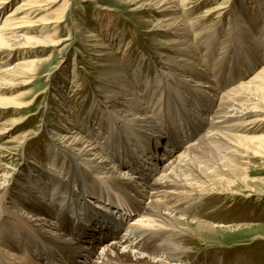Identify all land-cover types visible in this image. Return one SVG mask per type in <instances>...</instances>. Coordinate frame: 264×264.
<instances>
[{
    "label": "rangeland",
    "instance_id": "1",
    "mask_svg": "<svg viewBox=\"0 0 264 264\" xmlns=\"http://www.w3.org/2000/svg\"><path fill=\"white\" fill-rule=\"evenodd\" d=\"M161 1L162 0H70L68 2V7L63 10L61 5H59L61 1L36 8L38 10L33 12L29 19L36 20L38 17L40 19L41 16H43L44 19L41 17V21H37L33 24L32 28H34V30L25 28V31L19 30L13 35L25 34L26 32V34L33 35L36 39L40 40L41 43L39 46L29 48L35 50L34 58L40 61L37 69L34 74H32V72V75L30 74L27 78L17 77L0 80V98H10L17 102L30 103L29 106L19 111H12L11 108L7 112L0 111V128L5 127L6 129L0 136V183L3 182V179L9 178L7 174H5V170L10 171L17 163H19L17 165L18 170L14 175L16 176L20 171L19 180H27V178L30 180V177H32L31 166L40 167V173L54 172L61 180H65L64 174L72 167L71 165L74 164L76 167L81 168L82 171L86 170L90 173L85 165L68 156H66V159H59L55 156L54 161L57 164L55 167H52V158H50V156L47 158L44 155V149L47 148L48 145L46 144H49L50 139L58 138L56 136L58 134H55L61 132L58 126H61V124L67 125L69 116H71V120L74 123L73 126L77 133L80 132L87 136L83 130L88 128L92 130V133L88 134L92 140L101 142L103 139H109L107 138L109 135L106 134L105 131L109 132L107 125H109L110 122L106 121L103 117L104 115H108L106 112L108 108L105 105L108 103L107 99L110 98V96L106 95L105 91L101 92V89L104 88L99 82V80L104 77V73L108 70H117L122 73V76L126 75L122 77V82L126 83L128 86L134 81L135 75L140 76L139 88L135 89L138 90V96L145 95L146 98H149V104L154 109L158 107L157 109L160 110L159 107H162L161 110L158 111V114L153 116L156 118L155 120H157L158 125L160 123L170 128L168 132L165 133L162 127L157 126L159 127L158 130L160 135L164 133V138H166V136L170 138L173 137L175 141H178L179 137L186 138L181 133L180 128L182 126L188 128V130H186L187 136H189V134L192 135L191 132H194L195 135L199 137L203 132L202 125L204 123L201 122V118H191V115H193L192 109L194 111H200L195 105L190 104V102L186 103V108L183 110V105L176 99V95L174 94L172 98L170 93L167 92V88H171L170 81L164 78L162 80L160 79L161 83L159 82V78L156 77L161 74L165 76L167 65L163 59L166 58H162L161 55L171 54V52L166 49L170 46L167 42L170 40V37L175 39L172 35L164 31L167 26H163L165 23L160 21L162 15L158 17L154 16L155 19H152V14L154 15L153 11L158 9ZM14 4L13 2L0 13V20L3 19L6 12H8ZM216 6H218L216 9L220 7L224 8L210 12V10ZM59 7H61V11H63L62 21L55 27V23L52 22V20L57 17L56 11ZM99 8H103L104 11ZM262 8H264V0H187L186 11L181 14L180 18L182 17L183 21H187L190 18L192 22H194L192 26L194 24L196 26L193 27L196 29L193 31V35L189 42H195L197 45H200L199 51L201 57L204 54H208L210 51L208 54L210 56V65H208L209 63H205L210 67L208 71L209 75L214 78L215 81H223V83H225L224 85L221 84L217 86L221 88L226 85L223 89L225 92L229 90L227 88L228 86L232 88L240 82L251 79L254 73L264 66V57L261 59V56H264V43L258 44L255 40L252 50L250 49V51L246 52V55L252 57L250 61L245 57L246 60L251 63L246 66L242 57L245 48L240 47L243 46L242 44H238L239 46L234 48L237 40L236 31L233 30L231 32L226 30V24L229 23L230 19L229 14L235 13L236 11L237 15L246 18V20L249 18L248 16H250L248 19V26L251 30L253 29L254 36L262 37V40H264V30L262 27L264 21L260 12ZM234 9L235 11H232ZM253 9L255 11H252ZM95 11L109 14L108 19L111 20V28L108 32L100 31L98 23L91 19V15ZM220 12L224 13L220 15ZM232 17L233 15L230 21H233ZM232 21L230 27L235 28V22L233 23ZM42 25H44L43 28L41 27ZM83 26H85V29L81 28ZM195 32L196 34H194ZM213 32H215V40L219 41L220 44H216L217 47H212V51L210 49L209 51L205 50V46L202 45V43L204 44V42L211 37L210 35ZM88 34L94 35V37L87 36ZM67 37L68 40L62 41L64 42L63 44H53L55 41L60 42ZM13 40L18 43L24 42L20 36L15 37ZM223 42L224 44H222ZM227 42L229 43L226 44ZM103 43H107L109 46L100 48L99 46ZM64 44H67L65 48H63ZM101 50L105 51L102 52ZM16 54L18 53H15L13 58L9 60L8 63H10V65L29 56L24 55V57L22 55L21 57ZM110 55L116 58V60L110 62L108 59ZM201 57L199 58V63L202 59ZM233 60L235 62H233ZM230 63L232 66L229 65ZM113 64L116 65L113 66ZM0 67L2 66L0 65ZM246 68L250 69L247 73L243 72ZM228 77H231L230 80L232 82ZM196 79L200 82H206L205 79L199 76H197ZM24 80L26 84H24ZM152 80L155 86L153 88L150 87L144 94L145 83L148 81L147 83L153 85ZM136 87L138 86L136 85ZM180 88H182V86H180ZM169 90L172 92L171 89ZM191 91L193 90L191 89L184 93L189 96H192V94L196 95L195 92ZM215 91L216 90H213V92ZM206 92L207 93L203 92V94L209 99L206 98L205 100L202 95L199 97V101L201 100L202 102V108L208 111L209 106H211L214 110L217 100H215V98L213 99L210 95V89ZM261 92V95H252L254 99L252 97L249 99L250 106L248 107H253L254 104L258 108H264V89ZM152 97H155L154 101ZM168 101L172 102L171 107L175 112L174 114L171 113L170 107H168L169 110L166 108ZM174 102L176 104H174ZM249 102L247 101V103ZM103 111L104 114L100 115ZM211 111L207 113L210 114ZM154 112L155 111L152 110V113ZM93 113H95V116ZM254 118L255 116H251L246 118L245 121H253ZM178 119L182 120V123H180ZM12 120L24 121L22 124L18 123L15 128H10L8 130ZM257 123H249L250 125L246 124V127L252 128H245L246 130L242 129L238 132L233 131V133L238 134V136L246 135L248 137L258 138L260 135H264V124ZM117 126L118 125L113 126V134L116 133L117 130L115 129H117ZM199 126L201 127L200 131H202H199L198 134L196 132ZM96 133H98L97 136L95 135ZM118 134H121L125 140L123 141V146L121 145V148H119L120 150L117 152L126 156L129 165L142 168V172L145 171V173L148 174L151 173L152 170L153 173L156 174L164 169L165 164H167L168 156H164L157 164L149 160V153L152 150V145L155 146L157 144L160 149L162 146H160L161 142L164 143L165 141L162 137V139L159 138V142L154 138L148 140L143 137L144 135L130 128H126L125 132L118 131ZM187 140L183 141L181 145L186 147L185 144L187 143L185 142ZM235 143L236 146L230 147L233 153L228 152L229 149L224 146H212L204 153L205 156L203 154V156L200 155L195 157L191 162V166H189V177L197 181L196 188L189 190V192L191 191L190 195H187L191 204H195L188 213L189 222L199 220L209 225L212 224L214 227L213 229L211 228L212 231H208L209 228L207 227L205 229L203 228L202 232L199 230L198 232L200 233L195 230H190L189 232H185L184 235L177 234L178 240L175 241L174 244L176 243L175 245L182 246L189 252L188 256L184 257L183 262L194 264L193 262H197L196 259H199L200 263L197 262L198 264H237L238 261L240 264H264V139L246 141V139L241 138L239 142ZM52 148L58 150V146L54 145ZM38 150L41 151L38 155L40 159L39 163L35 162V160L32 161L33 159L30 157L31 153H35ZM196 159H198V161ZM146 160H149V163H147ZM32 163H36V165ZM48 168H51L50 171ZM71 170L74 171L73 168H71ZM198 171L207 172H202L203 177L199 172L200 177H196L195 175ZM115 174L120 175L118 170H116ZM41 178H44L46 181L42 188L50 191L51 184L48 182V179L44 176ZM92 178L95 180L100 179L95 176ZM151 178H153V176ZM103 181L104 180L101 179L100 187L102 190L101 192L105 193L110 187L109 185L113 183L109 180ZM5 184H7L8 191L10 189V195L12 192L14 194L21 191L19 190L21 185L16 184V182L15 186L11 181ZM50 193H52V191ZM9 203L10 198L7 200V204ZM12 218L14 219L15 217L6 214L1 215L0 229L3 226L2 223H4V226L7 224L8 230L12 232L11 234L18 236L17 229L12 228L14 225L9 224ZM16 223L18 224L19 222L16 221ZM191 225L193 226L194 224L192 223ZM23 226L22 234L24 237L26 236L25 238L27 241L29 240L32 242L33 250H35L32 234ZM171 237L167 239L169 240ZM103 242H107V240L98 244L101 246Z\"/></svg>",
    "mask_w": 264,
    "mask_h": 264
},
{
    "label": "bare ground",
    "instance_id": "2",
    "mask_svg": "<svg viewBox=\"0 0 264 264\" xmlns=\"http://www.w3.org/2000/svg\"><path fill=\"white\" fill-rule=\"evenodd\" d=\"M59 1H61L59 5H61L63 10L68 7V2L70 0H0V13L13 2L15 3L13 7L6 12L3 19L0 20L1 81L6 78H27L32 72V74H34L40 61L34 58L35 50L29 48L39 46L41 43L40 40L36 39L33 35L26 34V32L25 34L21 33L19 35L13 34L19 30L25 31V28L34 30V28H32L33 24L44 19L43 16H41L42 19L41 17L40 19L38 17L36 20L29 19L31 14L38 10L36 8L43 5H51ZM186 3L187 0H162L158 9L153 11L154 15L152 14V19H155L154 16L158 17L162 15L160 21L165 23L163 26H167L164 31L175 38L173 39L170 37V40L167 42L170 46L166 49L170 51L171 54L161 52L165 54L161 55L162 58H166L163 59L167 65L165 76L161 74L156 77L159 78V82H161L160 79L162 80L164 78L170 81L171 88L169 89H171L172 92H170L168 88L167 92L170 93L172 98L174 94L176 95V99L183 105V110L186 108V103L189 102L196 106L200 112L192 109L193 115H191V118H201V122L204 123L202 125L203 132L197 137L198 135L190 131L192 135L189 134V136H187L186 130H188V128L182 126L180 128L181 133L186 138L179 137L178 141H175L173 137L170 138L169 136L164 138V133H162V135L159 133V127H162L165 133L168 132L170 128L160 123L158 125L157 120H155L156 118L153 116L158 114V111H160L162 107H159L160 110L157 109L158 107L154 109L149 104V98L141 94H139L141 96H138V90L135 89L139 88L140 76L135 75L134 81L128 86L126 83L122 82V77L126 75L122 76V73L117 70H108L104 73V77L100 79L99 82L104 88L101 89V92L105 91V94L110 96V98L107 99L108 103L105 105L108 108V111H106L108 115H104L103 117L106 121L110 122L109 125H107L109 132L105 131V133L109 135V137H107L109 139H103L101 142L92 140L88 135L92 133V130L88 128L83 131L90 138L80 132L77 133L73 126L74 123L71 120V116H69L67 125L61 124V126H58L60 129L59 131H61L55 133L58 134L56 135L58 138L50 139V141L48 140L49 144H46L48 145L47 148H45L46 146L44 147V155L47 158L49 156L52 158V167H55L57 164L54 161L55 156L59 159H66V156H68L85 165L90 173L86 170L82 171L81 168L76 167L75 164L71 165L72 163L70 164L72 167L64 174L65 180L59 179L54 172L40 173L41 168L35 166H31L32 177H30V180L29 178H27V180H19L20 171L16 176L14 175L18 170L17 165L19 163H17L15 167H12L10 171H4L9 178H2L3 182L0 183V216L6 214L15 217L11 219V223L9 224L14 225L10 227L17 229L18 236L11 234L12 232L8 230L7 224L5 223L6 226H4V223H2L3 226L0 229V264H44L45 260L48 258L57 264H190V262H183L184 257L188 256L189 252L182 246L175 245L176 243L174 244V242L178 240L177 236L181 234L184 235L185 232H189L190 230H195L197 232L201 230L202 232L203 228L205 229L207 227L209 228L208 231H212L211 228L213 229L214 226L199 220L189 222L188 213L195 204H191L187 195H190L191 191L189 192V190L197 186V181L189 177V166H191V162L195 157L200 155L203 156L212 146H224L229 149L228 152L233 153L230 147L236 146L235 142H239L241 138L246 139V141L264 139V135L255 138L246 135L238 136V134L233 133V131L238 132L242 129L246 130L245 128H252L245 126L249 123L256 124L258 122L264 124V108H258L254 104L253 107H248L250 106L249 99H251L252 95L256 96L260 93L262 94L261 91L264 89V66L254 73L251 79L240 82L237 85L234 84L236 86L232 88L228 86L227 88L229 90L226 92L223 90L226 85L221 88L217 87L225 83H223V81L217 82V80L215 81L214 78L210 77L208 72L210 67L205 64L209 63L208 65H210V56L208 55L210 52L209 49L211 50L212 47H217L216 44H220L219 41L215 40V32L217 31L212 34L210 33L211 35H209L211 37H209L204 44L201 42L202 45L205 46V50L209 51H207L208 54H204L201 57L199 51L200 45H197L195 42H189L193 35V31L196 29L193 28L196 27L195 24L192 26L194 22H192L190 18L187 21H183L182 17L180 18L181 14L186 11ZM61 7L56 11L57 17L52 20V22L55 23V27L62 21L63 11H61ZM217 7L218 6L213 7L210 12L224 8L220 7L216 9ZM99 9L104 11L103 8ZM232 11H235V9ZM252 11L255 10L253 9ZM260 12L264 21V8H262ZM222 13L224 12H220L219 14L221 15ZM233 13L229 14V18L231 19L233 15V21H231L233 23L235 22V28L230 27L231 21L229 19V23L226 24V30L231 32L233 30L236 31V33H234L236 34L237 40L234 48L241 44L243 45L240 46L241 48H245L242 53L243 56H241L247 66L252 57L246 55V52L250 51V49L252 50L254 40L257 41L258 44L264 43V40H262V37L254 36L253 29L251 30L248 26V19L250 16H248L249 18L246 20V18L237 15L236 11L234 14ZM108 18L109 14L106 12L102 13L101 11H95L91 15V19L98 23L100 31L108 32V30H110L111 20ZM41 27L43 28L44 25ZM262 27L264 30V25ZM81 28L85 29V26ZM194 34H196V32ZM18 36H20L24 42L18 43L13 40ZM87 36L94 37V35L91 34ZM66 40H68V37L62 39L60 42L55 41L53 44L57 45L59 43L60 45L64 43L62 41ZM228 43L229 42L226 44ZM222 44H224V42ZM66 46L67 44H64L63 48ZM108 46L107 43H103L99 47L105 48ZM101 51L103 52L105 50ZM15 53H18L16 55H20L21 57L22 55L29 56H24L25 58L10 65L8 62L13 58ZM200 57L202 59L199 63ZM245 57H247L249 61H247ZM262 57L264 56H261V59ZM108 59L110 62L116 60V58H113L111 55ZM233 62L235 61L233 60ZM231 63L229 64L230 66L233 64ZM115 65L113 64V66ZM249 71L250 69L248 68L243 70L245 73ZM197 76L202 77L206 82H200L196 79ZM147 82L145 83L144 94L150 87L153 88L155 86L153 80V85ZM24 84H26V82ZM136 85L138 87H136ZM180 86H182V88H180ZM191 89L193 90L191 92H195L196 95L192 94V96H189L184 93ZM208 89H210L212 93H210V95L213 99L215 98V100H217V103L214 110L209 106V110L206 111L202 108V102L201 100L199 101V97L202 95L206 100L208 97H206L203 92L207 93L206 91ZM213 90L216 91L213 92ZM154 98L155 97H152L153 101ZM247 101L249 103H247ZM171 103V101H168L166 108L168 109V107H170L171 113L174 114L175 112L172 110ZM174 104L176 103L174 102ZM29 105L30 103L17 102L10 98H0V111L3 112H7L10 108L12 111H19ZM152 110L155 112L152 113ZM209 111H211L210 114L207 113ZM93 114L95 116V113ZM103 114L104 111L102 114L100 113V115ZM251 116H255L253 121H245L246 118ZM23 121L12 120L8 130L10 128H15L18 123L22 124ZM180 123H182V120H180ZM114 125H118L117 129H115L117 130L115 134L112 133ZM126 128L134 129L139 134L144 135L143 137L148 140L154 138L159 142V138L161 137L165 140L164 143L161 142L160 144V146L162 145V149H159L157 144L155 146L152 145V150L149 153V160L156 164L159 163L160 159H163L164 156H168L167 164H165L164 169L160 170L158 173L155 171L156 174L153 173V170H150L151 173L148 174L145 173V171L142 172V168L129 165L126 156L117 152L120 150L119 148H121V145L123 146V141L125 140L121 134H118V131L125 132ZM200 128L199 126L196 133L200 131ZM5 131V127L0 128V136ZM95 135L97 136L98 133ZM185 140H187L185 142L187 144L184 143L186 147L181 145ZM54 145L58 146V150L52 148ZM39 150L35 153H31L30 157L33 159L32 161L35 160V162H40L38 155L41 151ZM125 151L128 150L126 149ZM149 160H146L147 163H149ZM196 160L198 161V159ZM32 164L36 165V163ZM71 168H73L74 171H72ZM48 169L50 171L51 168ZM116 170H118L120 175L115 174ZM199 172L202 176V172L204 171H198L197 174L194 175L200 177ZM151 174L153 178H151ZM42 176L46 177L51 184L50 191L42 188L46 183L45 179L41 178ZM93 176L100 179L95 180L92 178ZM101 179L104 181L109 180L113 183L109 185L110 187L105 193L101 192ZM10 181L12 184L14 183V186L15 182L16 184H20L21 188H19V190L21 191L14 194L12 192L10 195V189L8 191L7 184H5ZM51 191L52 193H50ZM9 198L10 203L7 204ZM63 203L65 204L62 205ZM126 206L130 208L128 214L124 213ZM85 207L87 209H85ZM129 211L135 214L132 216L129 214ZM112 212L120 215L118 217L119 220H123L124 216L133 219V223H129L128 227L117 237L109 230L110 227L108 225L103 227V224L100 222V218L107 215L109 216ZM75 218L77 220L82 219L80 228V235L82 236L78 234L68 237L69 233L72 234V227L77 224ZM16 221L19 223L17 224ZM135 221L136 223H134ZM192 223L194 224L193 226L191 225ZM22 226L32 234L35 250H33L32 242L29 240L27 241L25 238L26 236L24 237L22 234ZM168 237L171 238L168 240ZM104 240H107L108 243L103 242L100 246L98 243ZM67 255H71L76 259L73 261L69 260ZM193 263L198 264L196 262ZM237 264H240L239 261Z\"/></svg>",
    "mask_w": 264,
    "mask_h": 264
}]
</instances>
